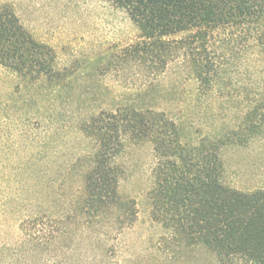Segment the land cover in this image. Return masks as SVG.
<instances>
[{
  "label": "trees",
  "instance_id": "16d2710c",
  "mask_svg": "<svg viewBox=\"0 0 264 264\" xmlns=\"http://www.w3.org/2000/svg\"><path fill=\"white\" fill-rule=\"evenodd\" d=\"M107 1L137 37L101 56L90 77L133 70L139 86L112 98L99 83L101 108L80 100L72 108L69 96L61 101L68 118L55 107L54 122L35 106L67 91L76 71L58 68L53 48L0 6V76L20 95L0 91V264H112L87 248L113 252L136 223V201L121 189L126 157L141 149L153 159L150 217L164 230L151 258L193 252L196 264H264V173L243 182L237 174L249 166L231 164L264 150V0ZM10 102L21 105L17 120ZM66 129L86 146L62 160L53 140ZM13 227L21 234L12 238Z\"/></svg>",
  "mask_w": 264,
  "mask_h": 264
},
{
  "label": "rangeland",
  "instance_id": "374dc122",
  "mask_svg": "<svg viewBox=\"0 0 264 264\" xmlns=\"http://www.w3.org/2000/svg\"><path fill=\"white\" fill-rule=\"evenodd\" d=\"M3 5H9L14 9L25 28L38 41L53 48L58 68H69L71 72L76 71L69 79L70 88L67 91L60 95L54 94L52 98L47 97L48 100L44 99L39 106H35L41 110L47 122L56 121L58 113L54 110L55 107L60 108L62 110L60 114L68 118L61 101L69 96H72L68 99L71 107L73 105L72 108L77 105L76 100L85 103L86 107L101 108L99 99L102 101V90L98 89L101 84L108 88V96L112 98L136 91L139 83L133 70L126 72L113 70L105 77L94 75V79L89 74L101 56L115 53L118 48L133 43L137 37L136 28L126 13L112 7L107 0H0V6ZM0 91L1 94L6 96L10 94L13 97L15 92V97L19 100L17 82L10 77L0 76ZM23 98H28V96L23 95ZM93 98L98 101L90 102ZM12 104L10 102L11 107L7 115L16 119L21 116L17 111L21 105H16L14 108ZM35 108L31 104L28 106L25 104L22 111L24 113L35 112ZM41 121L43 124L46 123L45 119ZM30 123L33 125V118ZM53 141L59 144L55 155L62 160L76 156L86 146V142L74 130L66 129L63 134L59 130ZM261 152L264 150L256 146L248 152H240L231 157L233 168H236L237 163L249 166L247 174L242 175L240 172L237 174V179L241 178L243 182L260 183L263 178L260 175L264 173V169H260V166L264 167V157L260 156ZM152 164L153 159L149 149L134 150L126 157L127 176L122 182L121 191L124 197L136 201L138 219L129 232H126L118 242L113 243L115 245L113 252L108 251L109 246L106 248L100 246L99 249L95 244L87 249L90 250L95 246L94 254H107L106 261L112 264L121 262L129 254L136 258L135 264H196L200 260V255L193 252L182 255L180 259L173 262L159 263L156 262L157 258L154 260L150 257L159 248L161 237L164 234L161 225L150 217V200L147 192L152 185ZM232 176H230L231 179ZM6 232L4 228L1 233L2 238L10 239ZM12 232V238L21 234L15 227Z\"/></svg>",
  "mask_w": 264,
  "mask_h": 264
}]
</instances>
